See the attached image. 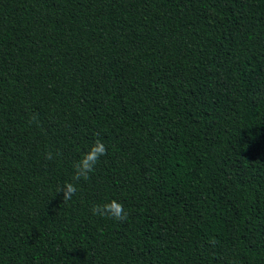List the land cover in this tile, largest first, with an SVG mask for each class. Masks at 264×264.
Returning a JSON list of instances; mask_svg holds the SVG:
<instances>
[{
  "label": "trees",
  "instance_id": "1",
  "mask_svg": "<svg viewBox=\"0 0 264 264\" xmlns=\"http://www.w3.org/2000/svg\"><path fill=\"white\" fill-rule=\"evenodd\" d=\"M0 264H264V0H0Z\"/></svg>",
  "mask_w": 264,
  "mask_h": 264
},
{
  "label": "clouds",
  "instance_id": "2",
  "mask_svg": "<svg viewBox=\"0 0 264 264\" xmlns=\"http://www.w3.org/2000/svg\"><path fill=\"white\" fill-rule=\"evenodd\" d=\"M107 154V148L104 143L97 139L95 140L81 155L80 159L73 164L72 181H87L90 179V173L95 169L102 156ZM44 159L52 161L54 159L53 152L48 150L44 153ZM72 181L65 182L57 188V193L62 194L64 201H70L77 192L76 184ZM93 215L100 217L111 218L115 221H125L128 218V213L122 203L116 200H109L103 204H94L91 207Z\"/></svg>",
  "mask_w": 264,
  "mask_h": 264
}]
</instances>
